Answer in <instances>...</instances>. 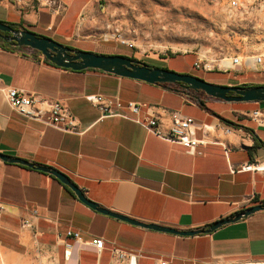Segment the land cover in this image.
Instances as JSON below:
<instances>
[{
  "label": "crops",
  "instance_id": "1",
  "mask_svg": "<svg viewBox=\"0 0 264 264\" xmlns=\"http://www.w3.org/2000/svg\"><path fill=\"white\" fill-rule=\"evenodd\" d=\"M100 2L0 0V21L94 51L91 39L114 22ZM212 72L223 73H202ZM203 79L247 83L235 76ZM6 87L61 102L80 133L18 114L5 100ZM90 94L102 95L113 109L116 101L139 103V117H155L163 132L170 110L193 117L201 153L105 115L86 99ZM0 153L63 172L87 199L112 212L180 230L207 228L264 204V171L240 169L264 160V102H227L98 69L62 68L28 47L0 44ZM0 201V264H115L113 248L134 255L135 264H264V210L182 236L98 212L53 175L1 159ZM27 218L31 227L21 225ZM69 229L79 238L67 237ZM95 237L104 240L100 250L89 243Z\"/></svg>",
  "mask_w": 264,
  "mask_h": 264
},
{
  "label": "rangeland",
  "instance_id": "2",
  "mask_svg": "<svg viewBox=\"0 0 264 264\" xmlns=\"http://www.w3.org/2000/svg\"><path fill=\"white\" fill-rule=\"evenodd\" d=\"M100 3L114 21L131 22L135 26L136 45L143 54L133 55L131 50L112 43L135 59L159 67L168 65L206 79L235 76L236 80L246 81L245 84L264 83V62L257 71L242 66L221 74L191 68L199 50L216 58L239 53L243 58L262 54L264 59V6L254 5L231 18L224 6L205 0H101ZM56 41L65 45L61 40Z\"/></svg>",
  "mask_w": 264,
  "mask_h": 264
},
{
  "label": "built area",
  "instance_id": "3",
  "mask_svg": "<svg viewBox=\"0 0 264 264\" xmlns=\"http://www.w3.org/2000/svg\"><path fill=\"white\" fill-rule=\"evenodd\" d=\"M212 4L224 6L231 18L238 17L239 13H244L252 6H264V0H205ZM137 32L135 26L131 22L120 23L114 21L105 26L98 36L92 38L93 43L111 42L116 46L125 47L135 54H143L136 45ZM250 57V58H249ZM264 62L262 54H254L243 58L239 53L222 58L209 57L207 52L199 50L195 53L191 68L200 71H219L230 73L238 70L242 66L250 70H258V66ZM5 100L9 106L18 114L25 118L40 121L46 125L53 126L63 132L80 133L76 126L75 117L70 113L69 109L59 101H48L44 98L35 99L34 96L19 91L15 87H6L3 89ZM86 99L97 106L105 115H118L123 118L132 120L146 129L148 132L159 137L169 143L182 145L187 153L200 154L197 148L204 142L195 136L197 124L191 116L184 115L177 110L169 111L170 124L166 132L161 131L158 121L155 117H139L140 104L130 101L125 105L116 101L114 109L109 104L103 103V97L100 94H90ZM44 105L47 107L44 108ZM253 116H257L258 112L254 111ZM229 131V129H226ZM240 169H256L264 171V160L256 163H247L240 166ZM3 210V203L0 201V212ZM243 210V208H241ZM33 217H37V212H31ZM22 226L31 227V219L27 218L22 221ZM65 235L75 239L79 238V232L69 229ZM97 250L102 249L104 240L100 237L92 238L89 242ZM112 254L116 264H135V256L121 249L113 248ZM157 264H168L164 260H159Z\"/></svg>",
  "mask_w": 264,
  "mask_h": 264
},
{
  "label": "water",
  "instance_id": "4",
  "mask_svg": "<svg viewBox=\"0 0 264 264\" xmlns=\"http://www.w3.org/2000/svg\"><path fill=\"white\" fill-rule=\"evenodd\" d=\"M0 38L12 42L15 46H24L40 52L41 56L54 65L72 70L98 69L118 76L134 78L149 83H181L183 88L194 92H202L209 97L227 102H260L264 101V84L253 86L223 85L209 82L193 74L178 72L159 66H151L146 62L120 54H103L93 51L75 49L63 45L53 38L27 30L14 28L8 23L0 21ZM0 159L6 162L18 163L37 170L49 173L71 189L76 197L92 209L113 216L120 220L139 225L145 228L173 233L182 236H191L200 233H210L224 224L232 223L247 217L259 210L263 205L250 206L231 217L216 220L207 228L180 230L164 225L145 223L126 215L112 212L97 203L87 199L83 192L63 172L43 165H36L30 161L11 157L0 153Z\"/></svg>",
  "mask_w": 264,
  "mask_h": 264
},
{
  "label": "trees",
  "instance_id": "5",
  "mask_svg": "<svg viewBox=\"0 0 264 264\" xmlns=\"http://www.w3.org/2000/svg\"><path fill=\"white\" fill-rule=\"evenodd\" d=\"M8 24L13 26V27H15V28L23 29V27L19 23L9 22ZM38 35H41V34H38ZM0 44L2 46H6V47H14V48L15 47H17V48L24 47V46H15L12 42H6V41H4L1 38H0ZM93 52L103 53V54H120V55H124V56L130 57L132 59H135V58H133L132 54L122 53L121 51H119L115 46H113V44L111 42H98L96 44L95 50ZM33 53L41 55L40 52H38L37 50H33ZM140 60L143 61V62H146L147 64H149L151 66H158L157 64H154V63H151V62H148V61H144L143 59H140ZM44 61H46L49 64L54 65L53 63L47 61L46 59H44ZM161 67H164V66H161ZM183 73H188V72H183ZM189 74H192V73H189ZM193 75H196V74H193ZM196 76L201 77L199 75H196ZM159 84L170 85V86H172L175 89L183 88L182 84L178 83V82H176V83H159ZM262 84H264V83H262ZM240 85H242V86H253V85H258V83H255V84H240ZM187 91L190 92L191 90H187ZM191 92L195 93V94L198 93V92H194V91H191ZM199 93H202V92L199 91ZM261 102L263 103L264 101H260V103ZM240 211H242V210H240Z\"/></svg>",
  "mask_w": 264,
  "mask_h": 264
},
{
  "label": "flooded vegetation",
  "instance_id": "6",
  "mask_svg": "<svg viewBox=\"0 0 264 264\" xmlns=\"http://www.w3.org/2000/svg\"><path fill=\"white\" fill-rule=\"evenodd\" d=\"M12 27H13V26H12ZM14 28H15V27H14ZM171 58H173V60H179V59H183L184 57H178L177 59H176V57H171ZM168 69H172V70L177 71V69L170 68V67H168ZM178 72H180V71H178Z\"/></svg>",
  "mask_w": 264,
  "mask_h": 264
},
{
  "label": "bare ground",
  "instance_id": "7",
  "mask_svg": "<svg viewBox=\"0 0 264 264\" xmlns=\"http://www.w3.org/2000/svg\"><path fill=\"white\" fill-rule=\"evenodd\" d=\"M250 58V57H249Z\"/></svg>",
  "mask_w": 264,
  "mask_h": 264
}]
</instances>
